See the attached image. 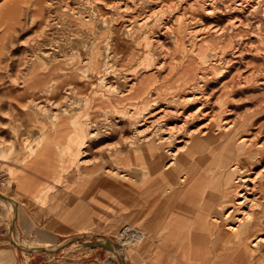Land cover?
Segmentation results:
<instances>
[{"label":"rangeland","instance_id":"374dc122","mask_svg":"<svg viewBox=\"0 0 264 264\" xmlns=\"http://www.w3.org/2000/svg\"><path fill=\"white\" fill-rule=\"evenodd\" d=\"M37 2L0 0V162L10 173L8 186L2 193L17 201V211L13 213L0 199L3 202H0V225L4 227L0 231V264H122L120 244L124 248L125 264H191L188 256L161 249L158 239L146 244L140 241L138 247L134 246L135 242L124 246L128 237L125 231L141 230L144 238H154L151 235L154 232L208 234L201 225L196 229V214L205 200L211 209L207 219L217 226L213 234H218L220 229L226 231V216L233 211L229 222H236L242 217V209L237 205L226 209L224 199L211 198L215 195L209 187L214 175L207 176L198 200L193 190L188 192L184 186L177 185V177L153 178L133 193L126 186L135 182L142 185L143 173H132L130 178L120 177L121 172L117 176L112 173L104 182L102 177L106 169L132 171L129 170L132 153L138 146H131L128 141L137 128L144 130L143 121L138 124L139 118L151 109L146 112L156 97L162 104L172 102L173 107L183 108L182 118L199 107L204 109L199 118L194 115L190 119L195 125H191V130L212 122L216 135L222 137L218 143L231 134L232 147L225 146L220 158H237L236 143L241 137H246L247 143L264 146V0H132L130 5L128 2L106 4L109 8L106 11L96 0H56L46 23L47 31L35 19ZM78 10L86 11L81 23L91 24L87 31L59 33L58 26L69 25L68 18L71 13L78 14ZM132 12L140 18H132ZM164 23L172 31H165ZM117 24L119 30L93 31L94 26L104 25L107 29ZM116 41L128 42L127 48L112 47ZM105 48L113 52L108 54L110 60ZM95 49L102 64L101 72H94L99 73L97 78L91 73L92 79H87L84 69L94 61L91 54ZM35 51L38 55L31 56ZM127 57L147 66L141 69L135 66L134 71L140 77L147 74L144 81L150 87L148 93L145 90L136 99L117 93L126 88V83L120 81L123 77L138 75L126 67ZM66 58L79 66L81 82L90 81L85 93H76L80 89L72 84L68 98L66 92L49 94L47 86L58 73L42 75L34 81L28 77L24 85L21 68L25 61L30 64L38 59ZM58 66L67 67L63 63ZM112 85L117 87L116 92L110 88ZM154 88H160V92ZM183 93L194 94L196 99L175 104L174 98ZM30 99H38L42 105L56 99L59 104L50 103L49 112L45 110L42 114L40 106V111L34 109ZM39 116L44 118L42 124L37 121ZM47 116L52 120L75 118L87 130L88 142L80 162L72 163L68 156L60 154L56 139L50 136L51 118ZM216 126H220L218 130ZM74 130L69 123L60 144L66 145ZM178 139L173 142L175 151L177 145L184 144L183 139ZM40 147L43 149L39 150ZM252 153L248 155L250 161L253 158L261 161L248 169L254 178L264 168V151L259 156ZM202 155L200 152L199 156ZM84 182L85 189L81 187ZM112 182L118 186L110 187L108 184ZM93 184L99 186L95 189ZM128 194H133L137 204L127 203ZM157 196H161L162 202L151 206L149 202ZM257 214L259 210L255 208L256 219ZM176 220L180 222L174 223ZM213 234L208 237L219 236ZM11 235L28 248L40 240L48 241L47 248H57L23 249L13 243ZM255 238L239 240L240 251L231 252V264H264V235L261 232ZM99 239L108 242L94 244ZM256 240L261 243L254 247ZM246 247L250 254L245 258L241 250ZM211 259L212 256H206L201 264H209Z\"/></svg>","mask_w":264,"mask_h":264},{"label":"bare ground","instance_id":"6f19581e","mask_svg":"<svg viewBox=\"0 0 264 264\" xmlns=\"http://www.w3.org/2000/svg\"><path fill=\"white\" fill-rule=\"evenodd\" d=\"M88 25L91 24L86 23V27ZM167 26L168 25L165 24V26L162 28H164L165 31H172V29H168ZM129 30L130 28L127 29V31ZM101 32L107 31L105 29ZM127 43L128 42L124 41H116L115 43H112V47L114 46L115 48L117 47L119 49H125V47L127 48ZM97 50L95 49V51H93L91 54L92 59L94 60L92 61L94 62V65H97L100 61ZM107 50L108 48L104 49V52H106L107 55L113 53L112 51L108 52ZM108 57V60L112 58L109 55ZM123 78L124 79H121L120 81H122L124 84L126 83V85H124L126 86V88H123L124 90H120L117 92L119 93V95L122 94L120 95L121 97L124 96L125 98L136 99L137 97L143 96L145 90L147 91L146 93H148L150 87H148L149 85L145 81H139V79L135 76L130 78L127 76ZM167 87L169 86L167 85ZM73 88L74 87H71L70 89ZM110 88L115 91V88L117 87L112 85L110 86ZM154 91H158L159 93L160 88H154ZM190 95H188V93H183L174 98L173 102L175 101V104L192 102L196 99V96L194 94ZM206 100H208V98H206ZM161 102V99L157 97L154 98L153 102H151V104L149 105L150 107L146 109V112L150 108L151 109L147 113L145 112L146 114L144 113L145 115L141 117L142 119L139 118L140 121H138V124L143 121L141 126L145 127L144 130L140 131L137 128L139 131L136 129L132 138L128 141L130 142V144L132 143L131 146H134L135 144V146H138L135 148V151L133 150V152L135 153H132L133 163L131 166L132 169H130V171H132L128 173V171L120 170L118 168H116L117 170H113L114 168L106 169V175L104 176V178L102 177L103 181L108 180V175L112 173L116 175L121 172L122 175L120 177L128 176L129 178L133 176L132 173H143L145 179L142 185H138L136 182L133 183L135 189H141L143 188V186L147 185L145 181L150 182L153 178L161 177L166 178L167 180H173L177 177L179 178L177 185L179 187L184 186L188 192L190 190H193L191 192L195 194V199L198 200V198L201 196V189L207 182V176L212 177L214 175V178L211 180L209 187L212 190L211 192L215 193V195H211V198L218 200H220L221 198V200L224 199L226 209L227 206L232 207L234 205H237V207L242 209V217L239 220L236 218L238 221L230 223L228 217H230L229 215L233 213V211H230L231 213L228 214L226 218L223 216V218H225L224 225L226 226V231L220 229L218 231L219 233L217 234L216 232V235H214L213 233H215V231L217 230V226L214 222L210 223V221H208L207 219L211 209H208L210 207L205 204L207 203V201L205 200L201 206L202 208L200 209V211L198 210L196 214V229H199L198 226L201 225L205 230L208 231L207 235H219L221 238L226 239L229 246L228 248L231 249V251H240L238 250V247L241 243L239 241L240 239H242V241L243 238L248 239L252 237L253 239L257 234H261V232L262 235H264V201L259 202L258 199V197L260 199L264 198V168H262L259 172H256V176L254 178H251L249 170L251 169V167H254L258 162L261 161H257V159L255 158H253L254 161H250V158L248 157V155L252 152H256L257 156L262 155L264 146L257 144L253 145L251 144V142L247 143V141L249 140L246 137H241L239 139L240 141H237L236 143L238 149V153L236 155L237 158L233 159L229 156L227 157L228 159L220 158V152L225 146H228L229 149L232 147L234 138H229L231 134L228 133L222 143H218V138L222 137L219 136V134L216 135V131L212 125V122H205L206 124L201 125L195 130H191V125H194V122L191 123L190 119H192L194 115L197 116L196 118H199V116L202 115L204 109H201L199 107L193 113H189L186 117L182 118L185 115V111L182 110L183 108L173 107L174 104L172 102H168L166 103V105L164 103L162 104ZM182 107H184V105ZM131 111L132 110H130L129 112ZM135 113L136 111L132 112V115H134ZM173 118H176V120H171L172 122H170L169 120ZM216 127V130H218L220 126ZM232 127V125L231 127H227L226 131L228 132V130H230V128ZM178 138H180L181 140L183 139L182 141H184V144L181 147H178L177 145V150L175 151L176 146H173V142L174 140H179ZM215 147L216 149L214 150ZM200 152H202V156H199ZM99 178H101V176L96 178V180ZM138 178H140V176H138ZM136 180L138 179L136 178ZM4 190L5 189L0 192V199L3 200L6 205L8 204V207H10V210L13 213L15 209L16 213L17 202L12 197L2 193L4 192ZM162 200L163 199L161 198V196H157L149 203H151V206H159ZM137 202L138 201H136V199L134 198L132 205L137 204ZM255 208L259 210L257 219L256 217H254ZM125 232L127 233L126 236L128 235V237L123 242L124 246L126 244L138 241L142 237V234L145 235L143 231L137 230L135 228H129ZM11 237L13 243L17 246H21V248L23 249H33L34 251H36L40 248H46L47 251H51L57 248H47L49 246L47 240H40L39 243H33L31 247L28 248L24 246L23 242L21 244L20 242H17L16 239H14V236L11 235ZM256 238H260V236ZM259 240L261 241V239ZM101 242L107 243L108 241L106 239H99L94 242V244H98ZM255 242L257 243L253 245L254 247L258 246L259 243H261L258 240H256ZM63 244L64 243L60 244L58 247L62 246ZM119 249L122 250L120 255L122 256V258H124V248L122 247V244H120ZM243 250L246 251L248 250V248L246 247Z\"/></svg>","mask_w":264,"mask_h":264},{"label":"crops","instance_id":"0c3cea01","mask_svg":"<svg viewBox=\"0 0 264 264\" xmlns=\"http://www.w3.org/2000/svg\"><path fill=\"white\" fill-rule=\"evenodd\" d=\"M55 2H56V0H38L37 4L35 5L37 7V9L35 10V13H34L35 19L38 22V24L43 26V30H45V31H47L48 25H46V23L48 21V18L52 16L51 15V8L54 7ZM126 2H128L130 5L132 0H96V3L98 5H100L102 10H104V11L109 9L106 4H110V3H125L126 4ZM45 3H46V7L44 8ZM78 11H79L78 14L71 13V16L68 18L69 19L68 21L70 22L69 25L58 26L59 33H64L65 31H73L76 33H85V31H87L86 23L85 24L81 23L82 22L81 17L86 14V11H84V10H78ZM94 15L100 16V14L99 15L94 14ZM130 16H132V18L134 17V19L140 18L138 16V14H136L134 12H132V14ZM143 16H144V14L141 17H143ZM119 25L120 24H117V27L109 26L110 28H107L106 31H110L112 28L119 30V28H118ZM102 26H103V28H96V26H94V27L92 26L94 28L93 31L94 32L104 31L105 30L104 25H102ZM36 50H37V48H36ZM35 52L36 53L31 54V56L38 55L37 51H35ZM123 59H125V57ZM123 59H122V61H124ZM31 61H32V59H31ZM125 61L127 62L126 67L128 68V70L134 71L136 65L139 66V69L143 68L144 66L147 67L145 64L139 65V63L138 64L134 63V59H131L128 57ZM58 63H63L67 67L65 69L58 68L59 67ZM24 64H25V66L23 68H21V70L23 71V73H21V74H23L24 85H25V82H27L28 77H30L31 81H34V80H37L39 78V76H42V75L43 76H46V75L51 76L54 73H58V76L55 79H52L51 84H49L47 86V89H48L47 92L49 94L52 93V94H54V96H56L57 94H60L61 92H66L67 93L66 95H68L66 97L68 98L72 94V93H69V91H68L69 90L68 88L72 84L77 85L79 87L80 90H78L76 93H80V94L85 93L84 90H88V88H89L88 82H90V81L84 82V83L81 82L82 78H81V74L79 72V66L73 65L72 62L67 58L66 59H54V60H50V61L38 59V60H34V61L30 62V64L27 63V61H25ZM25 67H26V70H24ZM101 68H102V64L100 63V61L97 65H94V62H92V64L90 63L84 69V74L86 75L87 79H92L91 78L92 74H93V77L97 78V75L101 72ZM139 69H137V70H139ZM146 70H147V68L145 69L144 72H146ZM94 72H99V73L95 74ZM135 73L138 74L137 78L139 80H142V81H144V77H145V75H147L146 73L143 75L140 74L141 75V77H140L138 72H135ZM127 75L128 76H134L135 74L132 73V74H127ZM14 80H17V78H15ZM16 84H18V83H16ZM29 84L31 85V83H29ZM29 102L32 104L34 109H36L38 111L41 110V113L42 112L44 113L45 110H46L45 111L46 113L49 112V107H47V106L50 105V103L59 104L56 99H55V101L50 99V100H48L47 104H43V105L40 103V101H38V99L37 100L36 99H30ZM38 105L40 106V110H39ZM41 118H42V116L37 117V121L42 124L44 121V118H42V120H41ZM50 118H51V116H50ZM50 118L48 117V119H50ZM69 123H71V125H73L75 130H74V133L69 136L68 143L66 145H62V144H60V141H61L60 139L65 137L66 129H67ZM49 124H50L51 129H52L50 131L51 132L50 136L52 134V138L56 139L55 146L56 147L58 146L57 148H59L60 154L62 156H68L69 161H71L72 163H74L75 161H76V163L80 162L82 160V156H83V152H84L83 149L85 148V146L88 142V140L86 139L87 138V135H86L87 130H84L81 127L78 120H76L75 118L70 119L66 116L65 117H59L56 120L55 119L52 120V118H51ZM41 148L42 147H40L39 150H41ZM39 150L37 149V151H39ZM62 166L67 167L65 165H62ZM130 169H132V168H130ZM126 171H128V170H126ZM102 182H104L103 179H102ZM99 184H101V183H99ZM105 185H107V183ZM108 185L110 187L118 186L116 184H113V182H112V184L109 183ZM127 185L128 186H126V188L129 189L128 190L129 193L130 192L133 193L135 190L133 183H130ZM97 186H99V185L98 184L92 185V187H95V189L97 188ZM123 186H125V185H123ZM81 187H84V189H85L86 183L84 182ZM92 189H94V188H92ZM132 195L133 194H131V195L128 194V197H127V203H129L130 205H132V203L134 201V196H132ZM13 199L16 201L15 198H13ZM261 199H263V198H261ZM263 201L261 200V202H263ZM0 202H1V200H0ZM1 203H3V202H1ZM9 210H10V208H9ZM14 213H15V209H14ZM178 222H180V221H178V220L174 221V223H176V224ZM3 228L4 227H1V225H0V231ZM1 233L2 232H0V234ZM151 235L154 238L142 237L143 239L141 238L138 241H136L134 246L138 247L140 245L139 244L140 241H144L146 244V243H148V241H151V240L156 241L158 239V240H160V244L158 243V246L161 249H165L168 252L175 254V255L182 253L183 256H185V257L188 256L191 264H198L197 261H200V264H201V261H204L206 256H209V257L212 256L213 257V259H211V261H209V264H231L230 263V257H231L232 251H231V249L228 248L229 246H228L226 239L221 238L220 236H218L216 239H211L208 237L207 233H201L200 234L199 232H192L191 234L181 233V232H174V233H169V234L164 233L163 234L162 232L161 233H155L154 232ZM188 241H190V242H188ZM235 252H239V251H235ZM159 253H160V251L156 252V254H159ZM242 254L246 258L247 255L250 254L249 249L246 251L243 250ZM203 263L205 264V262H203Z\"/></svg>","mask_w":264,"mask_h":264},{"label":"built area","instance_id":"2783aa9c","mask_svg":"<svg viewBox=\"0 0 264 264\" xmlns=\"http://www.w3.org/2000/svg\"><path fill=\"white\" fill-rule=\"evenodd\" d=\"M10 173L8 168L0 162V192L8 186Z\"/></svg>","mask_w":264,"mask_h":264},{"label":"water","instance_id":"95a60500","mask_svg":"<svg viewBox=\"0 0 264 264\" xmlns=\"http://www.w3.org/2000/svg\"><path fill=\"white\" fill-rule=\"evenodd\" d=\"M41 249L44 250V251H47L46 248H41ZM121 258H122V257H121ZM121 260H122V264H125V262H124V258H122Z\"/></svg>","mask_w":264,"mask_h":264}]
</instances>
